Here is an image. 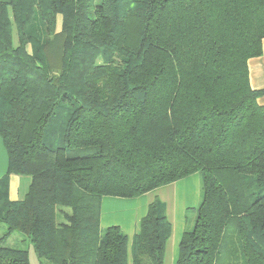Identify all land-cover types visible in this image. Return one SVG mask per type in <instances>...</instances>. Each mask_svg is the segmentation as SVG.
<instances>
[{"label": "trees", "instance_id": "trees-1", "mask_svg": "<svg viewBox=\"0 0 264 264\" xmlns=\"http://www.w3.org/2000/svg\"><path fill=\"white\" fill-rule=\"evenodd\" d=\"M264 0H0V264H163L171 226L101 228L105 198L201 174L174 264H264ZM30 179L22 200L8 176Z\"/></svg>", "mask_w": 264, "mask_h": 264}, {"label": "crops", "instance_id": "crops-1", "mask_svg": "<svg viewBox=\"0 0 264 264\" xmlns=\"http://www.w3.org/2000/svg\"><path fill=\"white\" fill-rule=\"evenodd\" d=\"M248 75L251 89L264 92V39L262 40V55L248 61ZM257 104L264 111V93L257 98ZM6 167L7 157L5 161L4 175L6 173ZM2 177H0V179ZM25 177L26 176L15 174H10L8 176V198L10 201L17 202L22 200L25 196L30 183V179H26ZM187 178L157 188L139 198L128 200L114 198L103 199L101 205L100 225H102L103 209L107 203H111L110 206L122 204L124 205V208L121 211L122 216L120 218L117 217V223L110 222V225L108 226L117 225L121 229L124 228V230H127L126 233H124L128 236V239H131V237L137 231L138 221L145 214L148 205L153 203L154 201L161 202L165 206L166 217L171 226L170 237L165 247L163 264H167V259H169V264H174L179 239L184 230H186L187 228H189V226H191V224H193L195 217L196 208H192L194 216L191 221H189V219L187 218L188 209L190 208H175L178 186L183 181V183H187Z\"/></svg>", "mask_w": 264, "mask_h": 264}, {"label": "rangeland", "instance_id": "rangeland-1", "mask_svg": "<svg viewBox=\"0 0 264 264\" xmlns=\"http://www.w3.org/2000/svg\"><path fill=\"white\" fill-rule=\"evenodd\" d=\"M5 161L6 154L3 148V145L0 140V177L4 175L5 171ZM29 179L28 177H25ZM187 183H180L177 190V197L175 208H190L188 209L187 218L189 221L192 220L194 213L192 208H198L201 203V195H202V178L200 173H196L191 175L186 179ZM111 203H107L103 209V219L101 228L105 229L111 223H117L118 218L121 217V211L124 208V205H111ZM172 207V205H171ZM189 229V228H187ZM122 231L126 233L127 230L122 228ZM6 232V227L3 224H0V236ZM4 246L12 247L16 249L26 250L28 252V260L29 264H45L43 261L39 260L32 248L29 240L22 234L14 232L12 233L8 239L4 242ZM232 263L233 264H244L242 255L237 253L232 255ZM167 264H169V259L166 260Z\"/></svg>", "mask_w": 264, "mask_h": 264}]
</instances>
